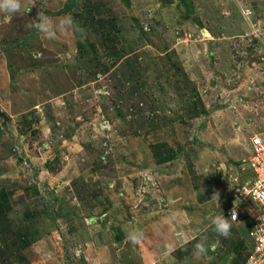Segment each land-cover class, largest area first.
<instances>
[{
	"label": "rangeland",
	"instance_id": "rangeland-1",
	"mask_svg": "<svg viewBox=\"0 0 264 264\" xmlns=\"http://www.w3.org/2000/svg\"><path fill=\"white\" fill-rule=\"evenodd\" d=\"M21 3L0 14V264H243L246 224L209 217L264 135V0ZM40 9L82 31L45 39Z\"/></svg>",
	"mask_w": 264,
	"mask_h": 264
},
{
	"label": "built area",
	"instance_id": "built-area-1",
	"mask_svg": "<svg viewBox=\"0 0 264 264\" xmlns=\"http://www.w3.org/2000/svg\"><path fill=\"white\" fill-rule=\"evenodd\" d=\"M243 13L250 16L252 9H244ZM251 155L239 163L231 165L226 177L230 187V201L224 208V215L231 219L234 201L239 198L237 221L249 224L248 235L252 240V248L243 264H264V204L254 202L247 196L253 189L264 190V135L255 134L249 139ZM249 169L248 174L244 170Z\"/></svg>",
	"mask_w": 264,
	"mask_h": 264
},
{
	"label": "clouds",
	"instance_id": "clouds-1",
	"mask_svg": "<svg viewBox=\"0 0 264 264\" xmlns=\"http://www.w3.org/2000/svg\"><path fill=\"white\" fill-rule=\"evenodd\" d=\"M21 7V0H0V14L5 16L18 13L21 10ZM28 27L34 29L45 39H55L58 32L62 33L68 30L82 31L80 26L75 22L71 13L59 18L58 21H54L45 13L43 9L37 11L36 18L31 20ZM247 196H251L255 203L259 202L260 204H264V190L253 189ZM212 199L216 201L219 207L218 201L220 199V195L218 192L213 194ZM239 203V198H237L234 201V206L231 210V219L225 218L222 212L218 215L209 217L210 224L218 236L227 237L230 234L232 228L231 222L237 221V207ZM143 237V231L140 229H134L126 235V239L134 244L139 243ZM206 240L207 238L204 237L195 244L194 255L197 257L207 254L209 246H207Z\"/></svg>",
	"mask_w": 264,
	"mask_h": 264
},
{
	"label": "crops",
	"instance_id": "crops-1",
	"mask_svg": "<svg viewBox=\"0 0 264 264\" xmlns=\"http://www.w3.org/2000/svg\"><path fill=\"white\" fill-rule=\"evenodd\" d=\"M35 164H39L38 162L37 163H35ZM42 172H43V170H41ZM224 214V213H223ZM226 216V215H225ZM227 217V216H226ZM228 218V217H227ZM229 219V218H228ZM232 222H234V221H232ZM235 223H237V222H235ZM245 224H246V227H247V230H246V237H247V240L249 241V251H250V249L252 248V240H251V238L249 237V235H248V231H249V224L248 223H246V221L244 222ZM3 238H1L0 237V240H2ZM21 240V239H20ZM8 241V240H7ZM29 242H31V241H29ZM146 248V247H145ZM146 250L148 251V250H151L149 247L148 248H146ZM169 252H166L165 250L163 251H161V253H159V255H158V257L154 260V261H150L151 260V258H152V252H150V253H147V257H145L144 259H143V261H142V257H141V264H169L168 263V261H167V257L165 258V256L168 254ZM169 259V258H168ZM172 259H174V258H172ZM171 259V264L172 263H174V260H172ZM147 260L149 261V263H147ZM144 262V263H143ZM237 262H241V260L239 261V260H237V261H235V264H237ZM18 264H34V263H31V261H27V262H24V261H22L21 263L19 262ZM175 264H178V263H175ZM181 264H193V263H190L189 261H185L184 259L182 260V262H181ZM200 264H203V263H200Z\"/></svg>",
	"mask_w": 264,
	"mask_h": 264
},
{
	"label": "trees",
	"instance_id": "trees-1",
	"mask_svg": "<svg viewBox=\"0 0 264 264\" xmlns=\"http://www.w3.org/2000/svg\"><path fill=\"white\" fill-rule=\"evenodd\" d=\"M127 2H129V0H126ZM71 9V8H70ZM161 155V153H159ZM168 158V157H167ZM7 193L5 191H2L0 193V209H2V206L5 202H7ZM28 239V238H27ZM27 239H25L23 242L27 243Z\"/></svg>",
	"mask_w": 264,
	"mask_h": 264
}]
</instances>
